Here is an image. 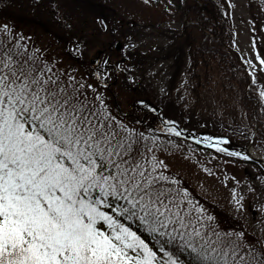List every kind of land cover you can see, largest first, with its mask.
Returning <instances> with one entry per match:
<instances>
[{"label":"snow or ice","instance_id":"snow-or-ice-1","mask_svg":"<svg viewBox=\"0 0 264 264\" xmlns=\"http://www.w3.org/2000/svg\"><path fill=\"white\" fill-rule=\"evenodd\" d=\"M29 40L0 25V264H264V227L222 226L162 158L183 135L176 121L129 124L100 90L108 60L89 83ZM85 47L76 37L69 52ZM254 59L253 86L264 73ZM253 91L264 105V86ZM197 142L251 159L225 137ZM231 194L239 212L245 197Z\"/></svg>","mask_w":264,"mask_h":264},{"label":"rangeland","instance_id":"rangeland-1","mask_svg":"<svg viewBox=\"0 0 264 264\" xmlns=\"http://www.w3.org/2000/svg\"><path fill=\"white\" fill-rule=\"evenodd\" d=\"M43 1L48 3L52 16H59L65 22L69 17H79L76 24L81 21L83 25L91 26L88 29V35L93 37L90 41L88 36L79 37L86 42L82 58L69 52L75 38L66 36L62 39L64 34L58 32L65 24L51 23L46 14L45 18H40L37 11L30 9L31 0H20L19 14H13L8 1H2L0 25L7 24L30 38V44L46 50L50 58L60 61L61 68L74 69L78 77L83 75L89 83H95V77L89 73L100 72L93 67L97 51L115 41L111 45L113 49L118 41L123 49L118 52L117 59L126 60L120 72L124 74L113 79L108 72L110 80H106L115 85L108 90L100 88L113 113L144 130L148 125L158 123L154 112L146 108V104L152 102L162 109L160 117L176 121L186 133L203 132L207 136L225 137L231 141L232 150H245L254 126H247L246 114L237 103L236 86L233 84L230 89L224 85L217 65L212 69L205 66L196 76L193 66L189 65L188 54L177 61L173 57L164 58L170 51V32L181 31L191 24L184 7L186 0H87L88 6H83L81 0ZM209 1L220 11L222 20L230 24L235 50L245 61L257 63L255 56H264V0ZM45 2L42 4L46 5ZM36 4L44 8V5ZM98 17L106 21V30L97 23ZM103 58H106L105 54ZM257 76L260 88L264 86V73H257ZM101 79L105 77L101 75ZM133 115L135 118H125ZM171 139L174 145L165 146L161 151L162 158L173 171L180 173L185 185L215 214L222 226L239 225L249 233L259 234L264 227V223H258L264 221V213L259 209L264 205V172L261 168L241 157L222 155L178 138ZM253 147L254 152L264 158V142ZM233 187L245 197L244 207L239 212L230 203ZM236 216L239 219H234Z\"/></svg>","mask_w":264,"mask_h":264},{"label":"trees","instance_id":"trees-1","mask_svg":"<svg viewBox=\"0 0 264 264\" xmlns=\"http://www.w3.org/2000/svg\"><path fill=\"white\" fill-rule=\"evenodd\" d=\"M2 1H8V8L13 14L20 13V0H0V3ZM86 1L81 0V4L88 6ZM36 2L43 6L44 4L42 3L45 1L35 0L34 2L31 0V4H28L31 6V10L37 11L36 14L40 18H45L44 15L46 14L51 23H55V25L65 24L63 30L61 28L58 29L59 33L64 34L62 39H65L66 36V38L88 36L90 41L93 38L88 35V29L91 26L87 27L81 21L76 24L79 21V17L73 19L66 13L69 18L65 22L59 16H52V10L50 11L47 2H45L44 8H40ZM187 4H190L189 7ZM184 7L188 10L187 16L191 20V24L181 31L170 32L169 40L171 44L168 46L170 51H167L164 58L173 57L177 61L188 54L189 65L193 66V73L196 76L199 75L200 70H204L205 66L212 69L214 65H217L222 74L224 85L230 87V89H232L233 84L236 86L237 103L246 114L247 126H257L253 144L259 145L263 143L264 105L258 102L257 94L253 91V87L259 88V84L257 83L254 86L251 84L246 65L241 60L238 52L232 47L229 25L222 20L220 11L216 10L217 8L209 0H186ZM26 13L29 14V10H26ZM40 18L38 20L41 21L42 19ZM57 22H60V24H57ZM69 25L71 26L70 28ZM186 31L187 34H185ZM195 68H198V71H195Z\"/></svg>","mask_w":264,"mask_h":264},{"label":"flooded vegetation","instance_id":"flooded-vegetation-1","mask_svg":"<svg viewBox=\"0 0 264 264\" xmlns=\"http://www.w3.org/2000/svg\"><path fill=\"white\" fill-rule=\"evenodd\" d=\"M108 44L109 46L107 47V49L103 48L100 50L102 54L100 55V59L102 60L103 59L102 56L104 54L106 55L107 57L106 60H108L107 72H110L112 76L115 78V76L120 73V65L116 66V62H118L117 55H118L119 50H116L115 46L113 49H111V45L113 44V42L111 44L110 43ZM123 61L124 60H122L120 64H122ZM99 70H100L101 75L103 76V72L105 71L104 66L99 68Z\"/></svg>","mask_w":264,"mask_h":264},{"label":"water","instance_id":"water-1","mask_svg":"<svg viewBox=\"0 0 264 264\" xmlns=\"http://www.w3.org/2000/svg\"><path fill=\"white\" fill-rule=\"evenodd\" d=\"M118 48H120L119 45H117V49H118ZM249 148H250V145H249ZM252 160H253L254 162L258 163V164H261V162H262V160L259 159V158H256V159L252 158Z\"/></svg>","mask_w":264,"mask_h":264},{"label":"bare ground","instance_id":"bare-ground-1","mask_svg":"<svg viewBox=\"0 0 264 264\" xmlns=\"http://www.w3.org/2000/svg\"><path fill=\"white\" fill-rule=\"evenodd\" d=\"M248 72V71H247ZM253 157H258L256 154L251 153Z\"/></svg>","mask_w":264,"mask_h":264}]
</instances>
